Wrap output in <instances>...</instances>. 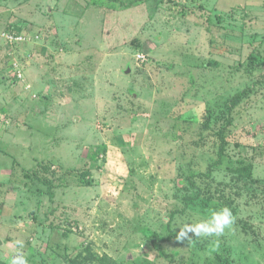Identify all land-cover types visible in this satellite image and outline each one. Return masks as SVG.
<instances>
[{
  "label": "rangeland",
  "instance_id": "rangeland-1",
  "mask_svg": "<svg viewBox=\"0 0 264 264\" xmlns=\"http://www.w3.org/2000/svg\"><path fill=\"white\" fill-rule=\"evenodd\" d=\"M117 2L0 0V264L17 241L28 264L211 263L215 238L199 254L176 240L201 213L152 241L226 126L253 180L216 251L264 264V65L250 61L264 57V0Z\"/></svg>",
  "mask_w": 264,
  "mask_h": 264
},
{
  "label": "trees",
  "instance_id": "trees-1",
  "mask_svg": "<svg viewBox=\"0 0 264 264\" xmlns=\"http://www.w3.org/2000/svg\"><path fill=\"white\" fill-rule=\"evenodd\" d=\"M121 0H90V4L99 8H106L108 10H117V4ZM119 4L123 5L124 7H129L128 5H124L123 1ZM250 61L254 66H262L264 65V57L258 54H252L250 56ZM251 90V89H250ZM253 91V89H252ZM249 89L247 91H239L236 95H233L228 98L227 105L225 110L222 111V108L219 109V112H224L223 114H219L216 117L217 123L219 124L222 120L223 116L226 115L227 124L231 125L233 122V115L234 111L239 107L243 98L249 94ZM215 115L211 113L210 117L213 118ZM221 115V116H220ZM235 117V116H234ZM228 126L225 127L221 131L219 135V152L218 158L215 162L211 163L206 171L193 174L190 177L191 185L194 187L195 191L193 190L192 195H188L183 199V208L176 209L172 212L171 215V223L169 224L170 232L173 230L174 223L180 217L183 220H186V216L190 218L192 221L195 217L200 216L199 213L205 216L207 219L208 215L210 214L208 211L210 210H219L223 207H228L232 210L233 215L236 214V211H239V201L238 198L244 195L243 187L241 184H247L249 180H253V164H248L244 166L247 162V157L240 158L238 160H233L234 158L230 155V143L227 137ZM218 144V145H219ZM222 170L225 172L226 175L230 176L229 180L218 179L217 171ZM45 182L50 183L48 178L44 179ZM246 190V187H244ZM248 192V191H247ZM246 192V193H247ZM264 195V191L261 192ZM254 197L258 196L257 193H252ZM216 201V203L213 205ZM194 215V216H192ZM179 216V217H178ZM178 217V218H177ZM201 220V219H200ZM187 221V220H186ZM175 234L171 232L170 236L165 239V237L160 235H154L152 243L155 245L160 251V243H168L169 240H175ZM233 237L234 236H230ZM195 243H191L187 245L190 250L192 251L194 248H197L196 253L200 252H208L210 253V248L207 247L208 241L205 243L198 238H194ZM178 242V241H177ZM182 243V242H180ZM179 243V244H180ZM196 243L200 245L201 249L196 246ZM184 245V243H182ZM175 246V245H174ZM194 246V247H192ZM176 247V246H175ZM199 254V253H197ZM214 261H210L209 264H231V258L226 256L224 253L215 251L214 253ZM165 255V254H164ZM231 256V255H230ZM169 257V255H168ZM196 264V263H195Z\"/></svg>",
  "mask_w": 264,
  "mask_h": 264
},
{
  "label": "clouds",
  "instance_id": "clouds-1",
  "mask_svg": "<svg viewBox=\"0 0 264 264\" xmlns=\"http://www.w3.org/2000/svg\"><path fill=\"white\" fill-rule=\"evenodd\" d=\"M235 223L233 212L228 207L219 210H211L207 219H201L193 223H185L177 233L178 242L188 241L193 243V238H215L211 250L216 251L220 247V237H223L226 230H231ZM16 254L11 259V264H28L23 253V243L17 241Z\"/></svg>",
  "mask_w": 264,
  "mask_h": 264
}]
</instances>
